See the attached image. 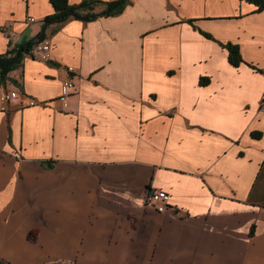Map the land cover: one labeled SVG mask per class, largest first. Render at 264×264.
<instances>
[{
	"label": "crops",
	"instance_id": "1",
	"mask_svg": "<svg viewBox=\"0 0 264 264\" xmlns=\"http://www.w3.org/2000/svg\"><path fill=\"white\" fill-rule=\"evenodd\" d=\"M263 3L130 0L51 24L52 59L26 53L0 80L19 91L0 102V259L264 264ZM53 13L0 0V55ZM149 188L171 194L168 210L145 203Z\"/></svg>",
	"mask_w": 264,
	"mask_h": 264
},
{
	"label": "trees",
	"instance_id": "2",
	"mask_svg": "<svg viewBox=\"0 0 264 264\" xmlns=\"http://www.w3.org/2000/svg\"><path fill=\"white\" fill-rule=\"evenodd\" d=\"M54 5L55 13L49 15L43 23L42 32L39 37L32 39L23 45L21 44L17 49L12 50L9 53L0 55V80H4L8 73L19 66L23 60V56L26 53L31 52L33 45L38 41L46 38L47 28L51 24H61L71 19H81L85 22L92 21L98 17L118 15L125 9L130 0H111L103 2L101 0H83L80 4H70L69 0H50ZM256 3L262 4V0H253ZM105 5V9L97 11V7ZM264 7V3H263ZM206 35L209 36L207 33ZM228 50L230 52V63L235 66H239L242 62V56L237 45L228 44ZM206 82L204 78L202 80ZM0 264H7L0 259Z\"/></svg>",
	"mask_w": 264,
	"mask_h": 264
},
{
	"label": "built area",
	"instance_id": "3",
	"mask_svg": "<svg viewBox=\"0 0 264 264\" xmlns=\"http://www.w3.org/2000/svg\"><path fill=\"white\" fill-rule=\"evenodd\" d=\"M29 21L35 22L37 19L35 17H29ZM31 54L36 55L42 61H50L52 59V42L49 37L44 38L41 41H37L32 49ZM67 77L64 79V88L67 90L65 94L60 97V101L63 105L68 106V100L70 94L72 93L75 85L74 74L75 68L70 66L67 68ZM19 97V91L16 89H6L0 88V102L3 103L2 109H7L12 102H14ZM30 105L36 104V99H29ZM261 107L264 108V93L262 96ZM170 196L171 194L166 190L149 188L147 194L145 195V203L150 206L157 208L159 212L166 211L170 208Z\"/></svg>",
	"mask_w": 264,
	"mask_h": 264
},
{
	"label": "rangeland",
	"instance_id": "4",
	"mask_svg": "<svg viewBox=\"0 0 264 264\" xmlns=\"http://www.w3.org/2000/svg\"><path fill=\"white\" fill-rule=\"evenodd\" d=\"M98 9H101V6L97 7V9H96V10H98Z\"/></svg>",
	"mask_w": 264,
	"mask_h": 264
}]
</instances>
